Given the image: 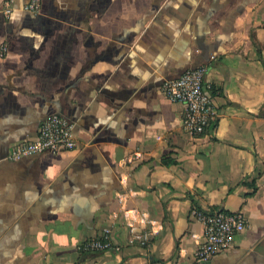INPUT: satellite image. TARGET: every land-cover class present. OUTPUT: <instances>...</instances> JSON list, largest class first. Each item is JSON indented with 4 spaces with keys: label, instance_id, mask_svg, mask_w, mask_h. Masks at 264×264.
Instances as JSON below:
<instances>
[{
    "label": "crops",
    "instance_id": "crops-1",
    "mask_svg": "<svg viewBox=\"0 0 264 264\" xmlns=\"http://www.w3.org/2000/svg\"><path fill=\"white\" fill-rule=\"evenodd\" d=\"M28 2L0 0V264H191L195 209L248 220L204 264H264V0ZM201 66L221 116L194 137L162 86ZM52 115L78 148L9 160Z\"/></svg>",
    "mask_w": 264,
    "mask_h": 264
},
{
    "label": "built area",
    "instance_id": "built-area-1",
    "mask_svg": "<svg viewBox=\"0 0 264 264\" xmlns=\"http://www.w3.org/2000/svg\"><path fill=\"white\" fill-rule=\"evenodd\" d=\"M42 0H29L25 10L37 14L41 11ZM9 15L11 9H5ZM208 67L201 66L186 71L179 78L167 80L162 91L172 102H182L186 106L183 119L185 130L194 137L208 134L216 128L221 114L215 104L216 88L207 78ZM78 142L74 133V126L66 118L52 115L45 119L35 138H26L16 143L8 156L11 161H18L34 154L46 151L59 153L65 150H75ZM194 216L201 222L204 234L194 254L191 264H204L216 255L230 250L236 237L248 227V220L242 211L228 212L225 210H198ZM124 215L134 232L135 220L148 222L147 215L137 209L126 210ZM141 238V236H138ZM114 244L110 237L102 234L94 239L87 240L80 245L83 252H103L110 250Z\"/></svg>",
    "mask_w": 264,
    "mask_h": 264
},
{
    "label": "trees",
    "instance_id": "trees-1",
    "mask_svg": "<svg viewBox=\"0 0 264 264\" xmlns=\"http://www.w3.org/2000/svg\"><path fill=\"white\" fill-rule=\"evenodd\" d=\"M163 162H164V164L169 165L173 162V160H170L168 158H164Z\"/></svg>",
    "mask_w": 264,
    "mask_h": 264
}]
</instances>
